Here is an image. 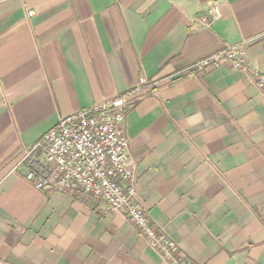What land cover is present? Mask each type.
Instances as JSON below:
<instances>
[{
    "label": "crops",
    "instance_id": "1",
    "mask_svg": "<svg viewBox=\"0 0 264 264\" xmlns=\"http://www.w3.org/2000/svg\"><path fill=\"white\" fill-rule=\"evenodd\" d=\"M232 45L264 75V0H0V264H169L102 200L19 167L59 120L136 89L128 164L153 226L191 264H264V96L233 63L194 68Z\"/></svg>",
    "mask_w": 264,
    "mask_h": 264
},
{
    "label": "built area",
    "instance_id": "2",
    "mask_svg": "<svg viewBox=\"0 0 264 264\" xmlns=\"http://www.w3.org/2000/svg\"><path fill=\"white\" fill-rule=\"evenodd\" d=\"M210 14L216 20L219 7ZM199 24L208 26V19L201 17ZM224 62L251 72L257 90L264 96V75L246 62L240 45L204 58L194 68L216 69ZM137 92L129 91L59 120L36 142L19 167H26L24 178L37 190L80 193L92 200H102L109 211L127 218L137 228L140 239L162 260L191 264L178 256L176 243L153 226L148 213L135 199L137 171L128 164L129 142L124 121Z\"/></svg>",
    "mask_w": 264,
    "mask_h": 264
}]
</instances>
